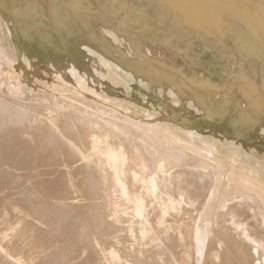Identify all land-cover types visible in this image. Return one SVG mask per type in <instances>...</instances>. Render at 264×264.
I'll return each mask as SVG.
<instances>
[{"label":"bare ground","instance_id":"bare-ground-1","mask_svg":"<svg viewBox=\"0 0 264 264\" xmlns=\"http://www.w3.org/2000/svg\"><path fill=\"white\" fill-rule=\"evenodd\" d=\"M0 15L1 262L264 264V0ZM214 43L234 79L217 81Z\"/></svg>","mask_w":264,"mask_h":264},{"label":"rangeland","instance_id":"rangeland-1","mask_svg":"<svg viewBox=\"0 0 264 264\" xmlns=\"http://www.w3.org/2000/svg\"><path fill=\"white\" fill-rule=\"evenodd\" d=\"M148 9H149V11H152V10H154V8H152V7H148ZM161 8H157V9H155V10H157V11H159ZM4 20H3V18H2V16L0 15V47L6 52V53H9L8 55L10 56V57H12L13 56V51H11V53L12 54H10V50H12L13 48H12V40H11V38H10V36H9V33L7 32L8 31V29H7V26H6V24H5V22H3ZM9 37V38H8ZM10 39V40H9ZM10 42V43H9ZM8 45H9V47H8ZM10 47H11V49H10ZM222 50V48H221V46H219V45H216L215 43L213 44V47H212V51H213V57H215L216 58V63H217V71H216V73H215V75H216V79H217V81H219V82H225V81H227V80H231V79H234V76H233V73H234V67H235V63H227L224 59H222L220 56H217V54L219 55V53H220V51ZM0 63H1V65H3L2 64V62L0 61ZM27 92L25 93L26 95L25 96H27V98H29V100H27V101H30V99H31V97L32 98H36L37 96H38V93H36V92H31L29 89H27L26 90ZM34 93V94H33ZM2 94V95H1ZM30 94V95H29ZM37 94V96H35ZM35 96V97H33V96ZM0 96H2L1 98H4L5 97V99H6V97L8 98V96L6 95V94H4V93H0ZM30 96V97H29ZM32 101V107L33 108H35V109H40V110H46L47 109V107L43 104V103H41L40 104V102L39 103H36V105L34 104V101L33 100H31ZM36 102H38V101H36ZM31 103V102H30ZM34 104V105H33ZM39 105V108H37V106ZM42 105V106H41ZM45 107V108H44ZM107 113V115H109V117L105 114V117L106 118H108V119H111L112 117H111V115H110V112L109 111H106ZM47 114V113H46ZM46 116H48V114L46 115ZM26 186V185H25ZM21 188V190H22V187H20ZM20 188L18 189L19 191L18 192H20L21 190H20ZM24 189V188H23ZM9 189H5V191H4V193H3V190H2V193H3V195H1V196H4V194L5 195H7L8 193H10L11 192V194H12V191H15V190H13L12 189V191H11V189H10V191H8ZM8 191V193H6ZM1 193V192H0ZM1 193V194H2ZM14 195V194H13ZM15 196V195H14ZM7 197H10V196H7ZM7 201H9V200H7ZM11 202H12V199H11ZM11 202H9V203H11ZM8 203V202H7ZM4 207V208H3ZM3 207H2V209L6 212V214H7V216H6V220L8 221L7 223H6V225L8 224V223H10L13 219V217L11 216V214L9 213V209H8V207H6V205L4 204L3 205ZM10 207V206H9ZM8 217V218H7ZM10 217H12V218H10ZM9 219H10V221H9ZM5 223L4 224H1L0 225V229L1 228H4L6 225H5ZM2 225H3V227H2ZM5 225V226H4ZM12 230H10V232H11ZM6 232H7V234H6ZM10 232H9V230H7V231H4V233L2 232L0 235H3V234H5L1 239H3L4 237H6V236H10V238L8 237H6L7 239H5L4 238V240L5 241H1V239H0V246L5 250V251H7V252H10V250H8L9 248V245H11V243L13 242V238H14V232L12 231L11 232V234H10ZM13 239V240H12ZM6 240H10V243L7 241L6 242ZM9 243V244H8ZM7 246V247H6ZM37 254V256H33L34 258L36 257H38L40 254H43V252H42V250L40 251V252H38V253H36ZM35 254V255H36ZM1 255V254H0ZM44 256H45V254H43ZM43 255H40L39 257H38V259L39 258H42L41 256H43ZM2 256V255H1ZM0 256V259H2L1 261H3L4 259H3V256L1 257ZM0 261V262H1ZM5 261V260H4ZM8 264V263H4V262H1V264Z\"/></svg>","mask_w":264,"mask_h":264}]
</instances>
